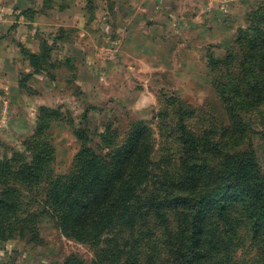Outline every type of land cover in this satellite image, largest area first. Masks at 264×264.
<instances>
[{
	"label": "rangeland",
	"instance_id": "rangeland-1",
	"mask_svg": "<svg viewBox=\"0 0 264 264\" xmlns=\"http://www.w3.org/2000/svg\"><path fill=\"white\" fill-rule=\"evenodd\" d=\"M260 1L31 3L38 16L28 18L24 25L36 26V37L34 50L25 48L39 56L36 62L40 67L23 57L20 95L16 93L10 98L0 93V160L16 159L14 154L27 150L24 142L35 131L37 111L43 102L42 105L56 108L61 114L48 130L54 149L51 167L55 173L68 172L83 146L101 155L109 153L125 141L132 124L140 120L150 132L152 171L179 172L181 118L196 134L220 128L215 132L216 139L220 138L221 126L230 123L209 58L225 57L238 30L248 24L249 12H254ZM118 4L122 13L115 9ZM105 11L115 15L109 17ZM84 17L87 21L84 37L90 40L83 43L86 58L67 50V44L80 41L82 36L75 26L65 29V22L75 23L77 18ZM104 32L107 38L99 37ZM25 93L30 98L39 97V101L31 105L25 100ZM241 125L244 137L240 148L255 152L264 174V104L249 113L248 121ZM220 146H226L224 149L228 151L236 145ZM21 155L26 162L32 160L28 152ZM42 185L20 186L25 222L13 219L11 227L9 223L0 225V264H59L71 254L91 264L97 259V251L91 244L65 234L57 219L49 214L39 215L36 221L45 205ZM239 213L235 211L233 216ZM240 230V241L246 239L236 251V264H262L249 234L241 227ZM162 240L158 233L157 238L145 244L146 257L152 252L153 263L175 264ZM151 243H155L152 250ZM141 246L144 247L142 242Z\"/></svg>",
	"mask_w": 264,
	"mask_h": 264
},
{
	"label": "trees",
	"instance_id": "trees-1",
	"mask_svg": "<svg viewBox=\"0 0 264 264\" xmlns=\"http://www.w3.org/2000/svg\"><path fill=\"white\" fill-rule=\"evenodd\" d=\"M248 19L225 57L209 58L230 117L220 138L215 136L220 128L196 134L181 118L180 171L154 173L150 132L140 120L109 153L83 146L68 172L55 173L48 130L61 114L41 105L35 131L24 142L32 160L26 162L21 151L16 159L0 160V225L25 222L20 186L43 184L45 205L36 221L49 214L65 234L91 244L97 251L91 264H156L152 252L146 257L144 251L158 233L175 264H236V251L246 239L240 241V227L264 264V174L255 152L240 148L241 123L264 104V0ZM21 52L40 67L37 54L23 45ZM221 143L236 146L225 151ZM59 264L86 263L71 254Z\"/></svg>",
	"mask_w": 264,
	"mask_h": 264
},
{
	"label": "crops",
	"instance_id": "crops-1",
	"mask_svg": "<svg viewBox=\"0 0 264 264\" xmlns=\"http://www.w3.org/2000/svg\"><path fill=\"white\" fill-rule=\"evenodd\" d=\"M31 3L37 4V0H0V93H3L10 98H14L16 93L20 95V90L22 89L19 85L22 73L20 66L23 65L25 60L23 58L24 56H22L21 46L24 45L25 47L32 49V51L34 50L33 42L36 37L35 34L37 27L24 25V22H26L28 18L34 17L35 14V16H38L37 8L32 10ZM115 9L122 13L123 8L121 4H118ZM110 12L105 11V14L107 13L109 14V17L113 18L115 13ZM86 23L87 21L85 20V17L81 19L77 18L75 23L71 22L70 24L69 22L66 24L65 22V29L75 26L77 28V33L82 36V38L79 39L80 41L75 40L73 42L72 40L71 43L67 44V50L76 57L81 56L82 58H86L84 51L87 52V49L85 48L86 44L84 45L83 43H85V39L90 41L89 38L84 37L86 36V29L84 26ZM130 36L132 35H129L128 37ZM99 37L107 38V35L105 33L101 34ZM135 37L136 36L132 38ZM84 48L85 50L83 51ZM29 69L30 68L26 70ZM38 98L35 96L30 98L27 96V93H25V100L27 99L28 103H31V105L36 101L38 102ZM40 104L42 105L45 103L41 102ZM22 105L26 108L24 100L22 101ZM34 105L35 104H33V106ZM31 108L33 109V107Z\"/></svg>",
	"mask_w": 264,
	"mask_h": 264
}]
</instances>
